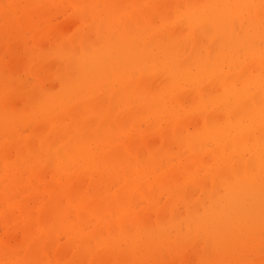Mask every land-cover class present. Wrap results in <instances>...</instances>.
Masks as SVG:
<instances>
[{"label":"rangeland","instance_id":"374dc122","mask_svg":"<svg viewBox=\"0 0 264 264\" xmlns=\"http://www.w3.org/2000/svg\"><path fill=\"white\" fill-rule=\"evenodd\" d=\"M187 2L192 8L197 2L203 4L200 0H138L137 5L134 0H122L120 3L119 0H0V264L218 262L220 255L217 249L207 248L204 241L196 243L190 239L197 232L194 228L189 230L187 227L185 206L181 203L177 205L179 213L184 215L180 219L183 224L181 230L172 227L169 191L162 190V186L157 185L151 188L138 181L140 173L152 177L179 165L182 167L176 169L172 177L181 179L185 173L183 165L192 162L189 148L179 140H165L157 133L155 126L150 128L148 110L135 108L130 111L126 103L112 109L106 93V82L100 81L95 85L96 81H91V78L77 76L78 71H81L80 66L69 63L73 57L79 59L85 54L81 43L82 34L85 40L95 45H103L109 39L106 30L109 26L101 31L94 30V26L103 23L106 25L108 19L105 16L110 11L115 13L119 7L120 14L115 15V20L121 14L134 10L147 11L150 5L157 3L170 12L169 21L175 22V11L169 8L179 5L177 10L180 12ZM163 23L161 16H154L155 26H162ZM234 30L235 33L229 38L231 46H234L232 51L235 49L232 54L238 51L235 56L244 62L246 48L236 46L237 24ZM252 30L253 28H249L246 34L250 36ZM178 35L182 49L179 54H189L195 40L185 32ZM211 35L210 33L209 37L202 38V43L210 44ZM112 37L113 41L118 38ZM259 43L260 41L256 42ZM203 49L204 47L201 48L202 53ZM247 50L258 54L256 47L247 46ZM151 56L147 65L148 70L153 72L162 60L157 59L156 55ZM190 63L196 67L199 60L195 57ZM144 67L145 63L140 66L133 63L132 71L136 72ZM202 68V72L207 74L214 67L206 65ZM165 69L160 68L159 71ZM139 76L138 73L135 77ZM186 83L181 81L179 85V90L183 93L195 88V84ZM115 87L118 89V86ZM146 94L147 97L150 96ZM55 95L64 102L71 100L69 105H74L81 97L100 95L101 105L96 107V111L115 113L117 121H114L113 130L107 133L104 130L92 132L89 141L91 150L100 153L98 143L109 140L114 141L113 146L121 145L125 141V134L131 132L133 144L128 147L129 152H118L104 168L85 171L87 166L78 157V144H64L72 136L69 132L57 131L54 134L56 143L50 150L39 136L50 133L48 112L56 115L62 110L63 103L57 102L59 100L54 98ZM194 99L193 95H188L185 106L191 101L189 105L194 107ZM180 109L178 115L192 121L189 127L201 120L199 115H188L184 106ZM76 112L78 120L82 117H96L93 109H76ZM86 112H92L93 117ZM10 121L14 123L11 125ZM100 125L101 123H96L95 127ZM135 125L137 130L132 131ZM164 126L166 124L162 125L163 129ZM105 127L108 128V123ZM165 130L169 131L168 137L173 136L169 128L166 127ZM143 132L153 137L156 148L153 160L150 158V150L143 143ZM199 145L203 147L201 153L206 154L207 148L212 144L206 145L202 141ZM164 146L166 148L162 149ZM200 167L192 164L191 170L206 173ZM133 181L137 183L130 187L129 184ZM169 181L172 182L171 178ZM188 189L197 200L203 197L205 191L203 186L192 183H188ZM151 196L159 206H164L163 215L168 222L166 228L170 240L164 241L161 247L157 246L153 253L144 251L136 254L122 234L125 225L132 223L127 229L131 230V236H136L139 232L136 225L145 221L150 233L160 234L157 209L152 207ZM130 212L141 215L139 219L123 224L125 215ZM105 220L109 224H104ZM251 230L253 231H250L251 235L246 238V243L239 242L232 251L237 256L244 255L241 258L245 262L262 263L264 224L260 226L258 223ZM182 241L186 244L182 245ZM176 245L178 249L173 250ZM233 255L231 253L227 257V262L230 263L229 257Z\"/></svg>","mask_w":264,"mask_h":264},{"label":"bare ground","instance_id":"6f19581e","mask_svg":"<svg viewBox=\"0 0 264 264\" xmlns=\"http://www.w3.org/2000/svg\"><path fill=\"white\" fill-rule=\"evenodd\" d=\"M200 1L203 4L197 2L194 8L188 1L180 12L177 10L179 5L170 6L169 9L175 11V22L169 21L170 12L157 3L150 5L147 11L134 10L121 14L114 20L117 17L115 15L120 14L118 7L117 12L110 11L105 16L108 19L106 25L103 23L94 26L96 31L109 26L106 30L111 42L106 39L105 44L95 45L85 40L82 34L81 43L85 54L79 59L73 57L69 63L80 66L81 71H78L77 76L91 78V81H96L95 85L100 81L106 82V93L112 109L126 103L130 111L135 108L148 110L150 128L155 126L162 138L179 140L191 151L192 162L183 165L185 173L181 179L172 177L181 165L152 177L140 173L138 179L140 184L151 188L155 185L162 186V190L169 191L172 227L181 230L183 225L180 219L184 215L179 213L177 207L181 203L187 211L184 218L188 229L194 228L197 232L190 239L196 243L204 241L207 248L217 249L220 259L215 264H255L245 262L241 258L244 255L237 256L232 249L239 242L246 243L245 240L251 235L250 231L254 230L251 229L255 225L264 224V0ZM137 3L138 0H134V4ZM155 15L162 17V26L153 24ZM236 24V46L246 48L244 62L235 56L238 51L232 54L235 49L232 51L234 46H231L229 38L235 33ZM249 28H253L250 36L246 34ZM181 32L188 33L195 40L189 54H179L182 49L178 33ZM210 33L211 43L203 44L202 38L209 37ZM112 36L118 37L116 41H113ZM257 41L260 43L256 44ZM247 46L258 48V54L248 51ZM203 47L204 53L201 52ZM240 49L237 50L240 52ZM151 55L162 60L153 72L148 70L147 65ZM195 57L199 60L196 67L190 63ZM133 63L139 66L145 63V67L135 72L132 71ZM206 65L214 67L207 74L202 72V67ZM160 68L166 69L159 71ZM138 73L140 76L135 77ZM181 81L193 83L195 88L188 91V94L183 93L179 90ZM146 93L150 96L147 97ZM188 95L195 98L194 107H190L191 101L185 106ZM99 97L100 95L81 97L74 105H69L71 100L64 102L55 95L54 98L59 100L57 102L63 103L62 110L56 115L48 112L50 133L39 136L42 143L51 150L56 143L54 134L57 131L69 132L72 136L64 144H78V157L85 162V171L106 167L110 158H114L122 150L129 152L128 147L133 144L132 133L128 132L121 145L113 146L114 141L109 140L98 143L100 153L91 150L89 141L92 132L104 130L107 133L113 130L114 121H117L115 113L96 111V107L101 105ZM182 106L187 108L188 115H199L201 120L189 127L192 121L178 115ZM76 109H93L95 119L98 118L82 117L78 120ZM86 113L93 117L92 112ZM130 114L134 115L133 112ZM132 118L136 119L134 116ZM10 123L12 125L14 122ZM96 123L101 125L95 127ZM106 123L108 128L105 127ZM163 124H166L164 129ZM166 127L173 132L172 137L167 136L169 131L165 130ZM134 130H137L136 125L132 128ZM143 135V143L150 150V158L153 160L156 156L153 137L145 132ZM202 141L206 145L212 144V147H206V154L201 153L203 147L199 144ZM165 148L166 146L162 147ZM192 164L201 166L206 173L191 170ZM134 183L137 181L131 182L129 186L133 187ZM188 183L203 186V197L194 199L188 191ZM149 198L152 207L157 209L159 235L150 233L145 221L146 224L141 222L136 225L139 232L136 236H131V230L128 231L127 228L132 223L127 222L139 219L141 214L130 212L124 218L123 224H127L122 237L127 244L132 245L136 254L144 251L153 253L157 246L161 247L164 241L170 240L166 228L168 222L163 215L164 206L154 202L152 196ZM104 224L109 222L105 220ZM182 242V245L186 244ZM240 247L239 249L242 248ZM177 249V245L173 247V250ZM239 249L237 251L240 252ZM231 253L234 255L229 257V263L226 259Z\"/></svg>","mask_w":264,"mask_h":264}]
</instances>
